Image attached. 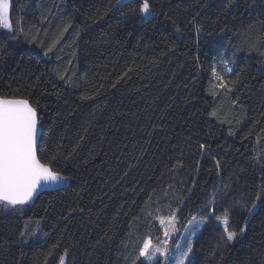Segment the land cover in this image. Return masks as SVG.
Instances as JSON below:
<instances>
[{
    "label": "trees",
    "instance_id": "obj_1",
    "mask_svg": "<svg viewBox=\"0 0 264 264\" xmlns=\"http://www.w3.org/2000/svg\"><path fill=\"white\" fill-rule=\"evenodd\" d=\"M11 1L0 94L38 103V155L67 179L0 210V264H131L175 209L239 232L264 192V0H150L143 21L140 0ZM224 237L209 219L192 264H264V206Z\"/></svg>",
    "mask_w": 264,
    "mask_h": 264
},
{
    "label": "snow or ice",
    "instance_id": "obj_2",
    "mask_svg": "<svg viewBox=\"0 0 264 264\" xmlns=\"http://www.w3.org/2000/svg\"><path fill=\"white\" fill-rule=\"evenodd\" d=\"M232 3H234V0H229L226 7H230ZM116 6H123V0H116L113 7ZM10 8L11 0H0V29L12 32L13 22L10 19ZM138 10L142 21L155 15L152 11L150 0H140ZM194 20L195 17L193 18ZM16 23L19 24V21ZM176 30L180 31L179 26L176 27ZM197 31H200L199 27H197ZM34 39L35 37H33ZM55 44L56 42H53L47 47L44 52L45 56L52 52ZM221 63L225 62L222 61ZM211 71L215 79L219 81L217 86L219 88H226L227 84L224 77L217 72L215 65L212 66ZM226 71L231 72L232 69L226 68ZM58 75L61 80L65 79L62 74L58 73ZM235 83L236 81L232 82L233 86ZM81 99L87 100L90 99V96L85 95ZM34 103L37 102H30L29 98L20 95L0 94V210L3 211H23L24 206L29 204L33 200V197L39 194L41 188H45L49 183H58L67 179V177L54 172L49 167L51 161L42 163L43 157L37 155L40 135L38 127L40 115L38 103L37 106H34ZM215 114V112L212 113V115ZM80 139L83 140L84 137L81 136ZM78 146V144L73 146L72 151L75 152ZM200 147L204 148L205 146L201 145ZM71 155L72 153H69V156ZM51 159L54 161L56 155H53ZM177 165H179V162H177ZM218 165L219 162L217 161ZM225 187L227 188L228 186L226 185ZM214 203L215 201L213 200L211 204L214 205ZM258 206H264V192H258L256 198L251 202V206H247L246 211L248 216H245L244 225L240 227L239 232L229 230L230 218L227 214V209H225V215L221 217L215 215L217 209L214 206H206L207 215L203 216L200 220H197L196 216H193L188 221V225L191 226V234L195 236L196 232L207 224L209 219H215L223 226L225 240L231 242L239 234H243L246 231L248 219L254 214ZM180 210L182 209L172 210L171 215L168 217L156 216L154 219L158 220L161 226L165 225L166 222L170 223L173 226V233L178 234L175 224L178 220L177 211ZM25 227H27V222ZM20 235L23 237L25 232H21ZM171 235L172 233H169L167 228H165L163 248L153 245L151 239H145L142 246L138 248V254L132 259L131 264H137L138 261L139 264H145L146 261L151 262L153 260L156 261V264H159L157 259L158 253L166 259H175L176 264H185L186 261H188V264H192L189 260V255L193 252L191 241H188L186 250H181L177 246L175 251L178 255L170 256L168 244ZM59 264H64V256H60Z\"/></svg>",
    "mask_w": 264,
    "mask_h": 264
},
{
    "label": "rangeland",
    "instance_id": "obj_3",
    "mask_svg": "<svg viewBox=\"0 0 264 264\" xmlns=\"http://www.w3.org/2000/svg\"><path fill=\"white\" fill-rule=\"evenodd\" d=\"M10 19L13 22L12 1H11V8H10ZM14 28L15 27L13 25V30L12 31H14ZM0 30H3V29H0ZM24 208H25V206H24ZM202 217L203 216H201V215L200 216H196L197 220H200ZM206 225L207 224H205L203 227H201L199 229V231L196 232V235L193 236L191 234V226L188 225V222L186 224H184V225H181L179 219L177 220V223L175 224V228L178 230V234L173 233V226L170 223L166 222L165 225H163L164 230H165V228H167L169 233H172V235L169 237V244H168V250H169L170 256L178 255V253L175 251L177 246H179L181 248V250H186L188 241H191L192 245H193V252L189 255V260L192 262V257H193V253H194V243H195L198 235L203 231V229L205 228ZM186 226H187V230H186ZM145 239H151L153 245H158L161 248L164 247V245H163V241L165 239L164 235H163V237L161 239L156 240V241L154 239H152L151 237H145L144 240ZM144 240L136 243V249L137 250L133 252V253H135L134 254L135 256L138 254V248L140 246H142ZM141 259H143V258H141ZM157 259L159 261V264H176L175 259H166L164 256H161L159 253L157 254ZM145 263L146 264H156V261L155 260H153L151 262H147L146 261ZM64 264H66V257H64ZM185 264H188V261H186Z\"/></svg>",
    "mask_w": 264,
    "mask_h": 264
},
{
    "label": "water",
    "instance_id": "obj_4",
    "mask_svg": "<svg viewBox=\"0 0 264 264\" xmlns=\"http://www.w3.org/2000/svg\"><path fill=\"white\" fill-rule=\"evenodd\" d=\"M132 1H134V0H123V5L124 4H127V3H130V2H132ZM149 19V18H148ZM39 115H40V113H39ZM40 122H41V115H40ZM38 127H39V130H40V135H39V140H38V147H39V141H40V138H41V134H42V126H41V124H39L38 125ZM37 155H38V150H37ZM39 156V155H38ZM42 162V161H41ZM43 163V162H42ZM50 167V166H49ZM51 168V167H50ZM52 169V168H51ZM53 170V169H52ZM54 171V170H53ZM59 184V182L58 183H49L45 188H41L40 190H39V194L38 195H36V196H34L33 197V199H35V198H37L40 194H42V193H44V192H46V191H50V190H52V189H54L57 185Z\"/></svg>",
    "mask_w": 264,
    "mask_h": 264
}]
</instances>
